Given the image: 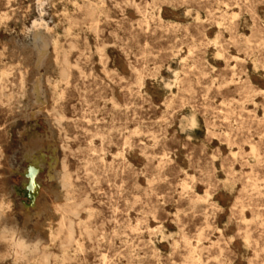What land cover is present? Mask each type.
<instances>
[{
    "label": "rangeland",
    "instance_id": "rangeland-1",
    "mask_svg": "<svg viewBox=\"0 0 264 264\" xmlns=\"http://www.w3.org/2000/svg\"><path fill=\"white\" fill-rule=\"evenodd\" d=\"M0 206L28 264H264V2L0 0Z\"/></svg>",
    "mask_w": 264,
    "mask_h": 264
},
{
    "label": "clouds",
    "instance_id": "clouds-1",
    "mask_svg": "<svg viewBox=\"0 0 264 264\" xmlns=\"http://www.w3.org/2000/svg\"><path fill=\"white\" fill-rule=\"evenodd\" d=\"M4 210V207L0 206V216L4 214ZM9 240L12 241L11 247L8 246ZM0 244L6 245V251L14 255L18 264H28L31 253H34L37 248L43 249V241L37 240L29 245L23 239H17L12 232H9V236L7 238L0 237ZM45 260L46 254L43 251L40 260L41 264H44Z\"/></svg>",
    "mask_w": 264,
    "mask_h": 264
},
{
    "label": "bare ground",
    "instance_id": "bare-ground-1",
    "mask_svg": "<svg viewBox=\"0 0 264 264\" xmlns=\"http://www.w3.org/2000/svg\"><path fill=\"white\" fill-rule=\"evenodd\" d=\"M29 4V2L27 3V5ZM45 47H46V41L44 39H42V45H41V51L38 52V58L41 59L44 57L45 55ZM64 55V54H63ZM22 58V57H21ZM36 89V88H35ZM58 124V123H57ZM257 131V130H256ZM46 134V133H45ZM37 168V167H35ZM34 168V169H35ZM32 179V178H31ZM220 206V205H219ZM255 209V208H254ZM84 218V217H83ZM71 224V223H70ZM61 225V224H60ZM65 226V225H64ZM58 227V226H56ZM179 229V228H178ZM198 244V243H197ZM200 245V244H199ZM206 247V246H205ZM133 251V250H132ZM134 252V251H133Z\"/></svg>",
    "mask_w": 264,
    "mask_h": 264
},
{
    "label": "snow or ice",
    "instance_id": "snow-or-ice-1",
    "mask_svg": "<svg viewBox=\"0 0 264 264\" xmlns=\"http://www.w3.org/2000/svg\"><path fill=\"white\" fill-rule=\"evenodd\" d=\"M262 2H264V0H262Z\"/></svg>",
    "mask_w": 264,
    "mask_h": 264
}]
</instances>
